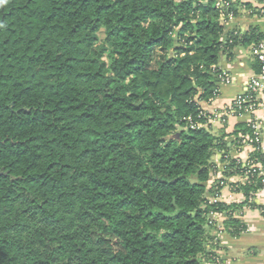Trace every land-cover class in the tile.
<instances>
[{
  "label": "trees",
  "instance_id": "trees-1",
  "mask_svg": "<svg viewBox=\"0 0 264 264\" xmlns=\"http://www.w3.org/2000/svg\"><path fill=\"white\" fill-rule=\"evenodd\" d=\"M256 1L0 0V264H207L213 215L247 231L264 150L228 157L250 127L218 137L201 104L264 41L225 29ZM227 184L243 202L217 200Z\"/></svg>",
  "mask_w": 264,
  "mask_h": 264
},
{
  "label": "crops",
  "instance_id": "crops-1",
  "mask_svg": "<svg viewBox=\"0 0 264 264\" xmlns=\"http://www.w3.org/2000/svg\"><path fill=\"white\" fill-rule=\"evenodd\" d=\"M242 1L253 6H259L256 0ZM249 27H258L264 33V16H251L244 11L239 17L231 18L225 24L226 32L237 29L244 31ZM253 60V51L244 48H237L232 60L223 57L220 67L224 74L229 76L230 82L219 83L218 96L210 103L201 104L203 113L211 127V132L218 137L222 134L231 135L238 125L246 124L249 120L248 116L227 115L225 110L245 91L248 82L256 74L253 68ZM257 117L264 125V107L257 112ZM225 141L229 148L226 154L232 159L245 162L252 153V149L248 146H244L241 150L232 146V136H228ZM224 154L220 151L215 152L212 162L216 171L211 175L209 187H212L215 181L222 177L225 166ZM241 180H243L241 177H232L228 182L238 183ZM244 199L242 192L227 184L222 188L217 200L227 204H235L243 202ZM215 200L213 198V201ZM255 202L258 208L245 210L243 215L239 216V220L247 226V231L238 237H233L223 231L224 223L227 221L225 214L215 216L210 235L218 236V240L209 245L210 252L214 256L212 261L207 264H264V189L257 194Z\"/></svg>",
  "mask_w": 264,
  "mask_h": 264
},
{
  "label": "built area",
  "instance_id": "built-area-1",
  "mask_svg": "<svg viewBox=\"0 0 264 264\" xmlns=\"http://www.w3.org/2000/svg\"><path fill=\"white\" fill-rule=\"evenodd\" d=\"M253 55L262 64L260 72L250 79L245 91L225 110L227 115L249 117L246 124L252 131V137L245 141L244 146L250 147L252 152L255 150L254 146L256 145L264 150V125L257 117V112L264 107V41L253 49ZM224 82H230V78L227 74ZM198 126L201 127L202 125L200 124ZM242 179V181L246 180V178ZM215 216L216 215H213L211 218L212 220L210 221V224L212 225H214Z\"/></svg>",
  "mask_w": 264,
  "mask_h": 264
},
{
  "label": "water",
  "instance_id": "water-1",
  "mask_svg": "<svg viewBox=\"0 0 264 264\" xmlns=\"http://www.w3.org/2000/svg\"><path fill=\"white\" fill-rule=\"evenodd\" d=\"M0 175L7 176V175H8V173H7V172H5V170H4V169H0Z\"/></svg>",
  "mask_w": 264,
  "mask_h": 264
},
{
  "label": "rangeland",
  "instance_id": "rangeland-1",
  "mask_svg": "<svg viewBox=\"0 0 264 264\" xmlns=\"http://www.w3.org/2000/svg\"><path fill=\"white\" fill-rule=\"evenodd\" d=\"M100 38L103 41L104 40V35L103 34H100Z\"/></svg>",
  "mask_w": 264,
  "mask_h": 264
}]
</instances>
